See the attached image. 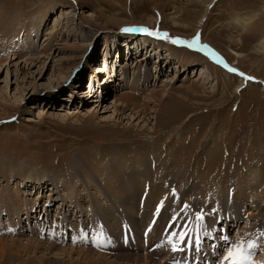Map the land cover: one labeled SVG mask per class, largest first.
I'll use <instances>...</instances> for the list:
<instances>
[{
	"label": "rangeland",
	"instance_id": "rangeland-1",
	"mask_svg": "<svg viewBox=\"0 0 264 264\" xmlns=\"http://www.w3.org/2000/svg\"><path fill=\"white\" fill-rule=\"evenodd\" d=\"M263 35L264 0H0V264L264 261Z\"/></svg>",
	"mask_w": 264,
	"mask_h": 264
},
{
	"label": "snow or ice",
	"instance_id": "snow-or-ice-1",
	"mask_svg": "<svg viewBox=\"0 0 264 264\" xmlns=\"http://www.w3.org/2000/svg\"><path fill=\"white\" fill-rule=\"evenodd\" d=\"M135 29H130V28H126L124 29V31H133ZM143 32H146L149 35H158L157 32L151 31L149 29L146 28H142L140 29ZM168 36L167 33H164V37L166 38ZM200 37L199 34H197V36L193 37L192 42L189 44V47H191L193 44L197 43L199 41ZM173 43H187L186 41L181 40L180 38H176L172 41ZM203 47H209V46H203ZM213 55H218L215 54L213 52ZM225 67H227V65L225 64ZM230 71H237L236 69H229ZM241 75H243V73H240ZM249 80L253 79L252 77H248ZM186 208L190 207L188 205H185ZM206 215V213H204L203 211H201L200 213L196 214V222H198L199 224L203 223V219L204 216ZM188 233L185 231L180 232L179 234L177 233H172L171 237L176 238V240L181 243V244H185V246H187V244L185 243V237H187ZM261 236H264V233H260ZM222 239L228 243V248L226 251V254L224 255V257L221 260V264H257V262L253 261V256L255 255V250L259 247H261L259 240L257 239H249V240H245L244 238H241L238 241L235 242H231L230 238L227 236H223ZM169 242H172V239L170 238ZM173 250L177 251L180 250L182 251V248H176L175 245H173ZM258 264H264V261L258 262Z\"/></svg>",
	"mask_w": 264,
	"mask_h": 264
},
{
	"label": "bare ground",
	"instance_id": "bare-ground-1",
	"mask_svg": "<svg viewBox=\"0 0 264 264\" xmlns=\"http://www.w3.org/2000/svg\"><path fill=\"white\" fill-rule=\"evenodd\" d=\"M252 17H249V18H244L243 20H250ZM239 21V20H238ZM243 25V24H242ZM237 27H239V26H237ZM240 27H241V25H240ZM234 29V28H233ZM240 31H241V29H240ZM132 36V35H131ZM129 36H127V38H128ZM134 37V36H133ZM135 39V38H134ZM137 40V39H136ZM259 41H260V48L262 49V50H264V35L259 39ZM107 44H110V43H107ZM85 48H83V50H84ZM176 49V48H175ZM179 51V50H178ZM162 52V51H161ZM188 53V52H187ZM186 53V54H187ZM190 53V52H189ZM163 53H161V55H162ZM194 54V53H193ZM171 55V53H169V55H165V58H174V57H171L170 56ZM191 55V54H190ZM133 56V55H132ZM131 56V57H132ZM172 56H175V54H172ZM164 56L162 55V58H163ZM181 59V58H180ZM182 60H183V64H185V61H184V59L182 58ZM105 61H106V59H105ZM120 63H122V62H120ZM139 63H140V61H139ZM193 64V62H190V63H188L187 65L189 66V65H192ZM106 65V64H105ZM104 65V66H105ZM102 66V65H101ZM209 66V65H208ZM106 67H107V65L105 66V69L103 70V72L105 73V71L106 70H108V69H106ZM128 67V66H127ZM100 70H102V69H98V71L100 72ZM128 70V69H127ZM121 71V70H120ZM152 71V70H151ZM205 71V70H204ZM102 72V71H101ZM115 72H116V74L113 76V78L114 79H109L110 80V82H113V83H115V87H114V90L116 91L117 89H119L120 88V86H121V78H123V75H124V73H125V71H124V69L122 70V73L120 74V76L119 77H117L118 76V74H117V70H115ZM203 72V71H202ZM135 73H137L136 75H137V77H139V76H142L143 78L141 79V77L140 78H135L136 79V81L134 82V85H131L130 86V88H132V89H135V90H137L138 92H139V90H140V88H139V86H137V85H141V83H143V81H147L148 83H149V81H152L153 79H150L149 78V75L147 74V72H145L143 69H141V71H139V70H137L136 69V72ZM134 74V73H133ZM152 74H153V72H152ZM117 75V76H116ZM136 75H135V77H136ZM156 75H157V73H156ZM110 76V75H109ZM153 77H154V74H153ZM119 80V83H117V81ZM123 80V79H122ZM140 80H142V82L140 81ZM61 81H63V80H61ZM60 81V82H61ZM117 84V85H116ZM136 84V85H135ZM122 86H123V84H122ZM76 87V86H75ZM109 88V87H108ZM191 89V88H190ZM107 92H109V89H107ZM117 92H119V90L117 91ZM111 93V92H110ZM95 96V94H88V96H87V98H93ZM72 97H73V94H72ZM105 99V98H104ZM127 99V98H126ZM126 99H123V103L124 104H126V103H128L129 101H127ZM71 100V99H70ZM122 104V103H121ZM122 106V105H121ZM125 106V105H124ZM124 109V108H123ZM122 110V109H121ZM87 118H88V116H87ZM186 133V132H185ZM181 136L183 137V135L181 134ZM185 136H187L186 134H185ZM195 140L197 141V138L196 137H194L193 139H192V141L193 142H195ZM147 143V142H146ZM129 149V148H128ZM126 152V151H125ZM129 153V152H128ZM130 154V153H129ZM181 154V153H180ZM131 156H132V161L130 162V163H135V160H137L138 161V158H137V156H135V155H132V153L130 154ZM161 158V157H160ZM125 160V159H124ZM161 160H163V158H161ZM215 160V159H214ZM213 160L211 159L210 160V162L209 163H214V161L212 162ZM140 162V161H139ZM144 162V161H143ZM129 163V167L125 170H123V172H125V171H129V170H131V171H138V172H140V170L137 168V166H136V170H133V167H132V165ZM166 163H168V162H166ZM140 164V163H139ZM181 164V163H180ZM143 166V165H142ZM134 167H135V165H134ZM143 168V167H142ZM228 172V171H227ZM227 172H226V174L224 175V177L222 178L221 177V181H223L222 183L224 184L225 182H226V180H227V175H229V174H227ZM253 172V171H252ZM120 173V172H119ZM118 172H115V174H119ZM141 173H143V170H141ZM110 174V171H108V173H107V175H109ZM3 176H6V174H3ZM121 176V175H120ZM254 178V177H253ZM242 179H244V178H241V180ZM258 179V178H257ZM256 179V180H257ZM217 180V179H216ZM255 180V181H256ZM221 181H219V183H221ZM243 181V180H242ZM244 181H245V179H244ZM147 183L148 182H150V183H148L149 185H150V187H148V188H151L152 186V181L151 180H149L148 178H147V181H146ZM133 183V186L134 187H139V186H137L136 185V183L133 181L132 182ZM147 183H145V185L142 187V188H146V184ZM26 185V184H25ZM109 185V184H108ZM229 185V184H228ZM20 186V185H19ZM44 186H41L40 187V189L41 188H43ZM247 187V186H246ZM225 190H226V188H225ZM37 191H40V190H37ZM201 191V193H203L204 195H207L206 194V192L204 193V191L203 190H200ZM238 192H240V193H242L243 194V192L241 191V190H238ZM214 192H211L209 195H210V199H211V201H215V200H212V199H214L215 198V194H213ZM223 193V192H222ZM185 194V193H184ZM199 194H200V192H199ZM1 196H2V194H0ZM165 195H166V192H165ZM217 195V194H216ZM222 195V194H221ZM244 195H245V193H244ZM165 197V196H164ZM5 200H6V206H9V203H11V201H10V196H8V195H5L4 197H3ZM163 198V197H162ZM159 199H161V197H159ZM223 199V198H222ZM190 201H192V200H190ZM212 202V203H213ZM16 205H20L19 204V201L18 202H16ZM3 209V207L0 209V212H1V210ZM9 211H11L10 210V207H9ZM13 212V211H12ZM3 214V213H2ZM187 214V213H186ZM11 215V214H10ZM91 218V217H90ZM105 218V217H104ZM108 218V217H107ZM106 230V229H105ZM83 238V237H82ZM81 238V239H82ZM159 238V237H158ZM238 238V237H237ZM75 239H77V238H75ZM80 239V238H79ZM99 239V238H98ZM97 239V240H98ZM236 239V238H235ZM164 245V244H163ZM54 247H56L55 245H54ZM116 248H118V247H116ZM160 249V248H159ZM81 252V251H80ZM161 252V251H160ZM213 252V251H212ZM157 254V253H156ZM134 256V255H133ZM159 256V255H158ZM262 261V260H261ZM258 262V261H257Z\"/></svg>",
	"mask_w": 264,
	"mask_h": 264
}]
</instances>
